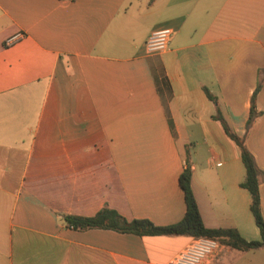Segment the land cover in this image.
<instances>
[{
    "label": "crops",
    "instance_id": "obj_1",
    "mask_svg": "<svg viewBox=\"0 0 264 264\" xmlns=\"http://www.w3.org/2000/svg\"><path fill=\"white\" fill-rule=\"evenodd\" d=\"M160 27L168 49L147 54ZM217 108L260 170L264 220V0H0V264H169L192 237L64 216L178 222L186 163L203 224L259 240ZM208 264H264V246L223 244Z\"/></svg>",
    "mask_w": 264,
    "mask_h": 264
},
{
    "label": "trees",
    "instance_id": "obj_2",
    "mask_svg": "<svg viewBox=\"0 0 264 264\" xmlns=\"http://www.w3.org/2000/svg\"><path fill=\"white\" fill-rule=\"evenodd\" d=\"M261 81H259L251 95L249 114L245 123V130L250 128L252 122L260 114L255 106V95L259 90ZM206 96L216 102V98L204 88ZM222 126L226 135L238 146L239 155L245 169L244 179L241 186L250 194L249 208L252 213L254 222L258 227L260 239L247 241L240 236L235 228H208L201 219L198 206L190 186L191 172L189 165L186 163L185 168L179 175V185L183 191L185 201V213L181 220L173 224L159 226L153 224L148 219H126L116 210L103 207L91 216H74L65 215L64 219L75 229L88 228H107L118 232H128L137 235H186L190 237L203 236L215 239L218 242L236 248L239 250H249L264 246V220L260 212L259 181L260 170L256 166L252 154L244 144V137L237 136L227 125L225 119L220 113L219 108L214 114Z\"/></svg>",
    "mask_w": 264,
    "mask_h": 264
},
{
    "label": "built area",
    "instance_id": "obj_3",
    "mask_svg": "<svg viewBox=\"0 0 264 264\" xmlns=\"http://www.w3.org/2000/svg\"><path fill=\"white\" fill-rule=\"evenodd\" d=\"M171 35L172 29L169 27H160L152 30L144 42L145 52L147 54H157L166 51ZM22 36V32H16L10 36L6 42H14ZM222 245V243L215 239L203 236L192 237L190 241L173 256L169 264H208L221 249Z\"/></svg>",
    "mask_w": 264,
    "mask_h": 264
},
{
    "label": "rangeland",
    "instance_id": "obj_4",
    "mask_svg": "<svg viewBox=\"0 0 264 264\" xmlns=\"http://www.w3.org/2000/svg\"><path fill=\"white\" fill-rule=\"evenodd\" d=\"M191 141V145L193 144V141L192 140H190ZM187 145L189 146V143H187ZM192 147V146H191ZM185 151H186V156H187V154H189V147L188 148H186L185 149Z\"/></svg>",
    "mask_w": 264,
    "mask_h": 264
}]
</instances>
